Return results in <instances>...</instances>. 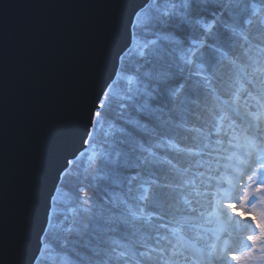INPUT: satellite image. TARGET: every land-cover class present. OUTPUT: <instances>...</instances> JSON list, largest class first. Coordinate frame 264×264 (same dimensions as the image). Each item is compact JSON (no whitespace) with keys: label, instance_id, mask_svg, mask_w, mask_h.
Masks as SVG:
<instances>
[{"label":"snow or ice","instance_id":"1","mask_svg":"<svg viewBox=\"0 0 264 264\" xmlns=\"http://www.w3.org/2000/svg\"><path fill=\"white\" fill-rule=\"evenodd\" d=\"M127 29L126 43L113 47L112 73L82 113L79 146L69 144L56 169L44 215L35 211L37 251L74 231L60 211L68 201L61 181L88 159L103 172L104 195L80 202L86 242L59 248L64 264H240L234 224L250 221L258 234L247 241L264 242V211L248 209L252 189L264 193V0H141ZM237 41L242 51L220 62L221 72L214 53ZM194 104L203 123L191 119ZM221 149L233 151L252 184L241 203L227 189L215 206L209 197L203 161Z\"/></svg>","mask_w":264,"mask_h":264},{"label":"water","instance_id":"2","mask_svg":"<svg viewBox=\"0 0 264 264\" xmlns=\"http://www.w3.org/2000/svg\"><path fill=\"white\" fill-rule=\"evenodd\" d=\"M139 3L0 0V264L34 254L37 263L35 211L44 215L56 169L69 144L79 146L82 113L112 73L113 47L126 43Z\"/></svg>","mask_w":264,"mask_h":264},{"label":"trees","instance_id":"3","mask_svg":"<svg viewBox=\"0 0 264 264\" xmlns=\"http://www.w3.org/2000/svg\"><path fill=\"white\" fill-rule=\"evenodd\" d=\"M241 51V44L239 41H237L231 45L230 51L215 52L214 55L218 61L216 67L222 72L223 68H220V62L226 66L229 62L230 56L239 54ZM198 99L199 98H197V100ZM194 108H196V111L191 117L192 121L194 123H203L206 119V115L202 104H194ZM194 139L195 134L193 133L190 134V136L185 137L183 139V143L185 146L191 145L194 142ZM211 147L214 148L215 146ZM100 148L101 151H103L102 146H100ZM204 167L205 169H209L206 163L204 164ZM62 185H64V191L68 193V201L61 207L60 211L75 220V223L70 225L73 227L74 231L71 233H63L65 236H67V240L53 236L52 243L49 244V247L46 250L47 253H50V255L53 257V259L49 261L50 264H64L65 253L60 252L59 248H68L71 250V248L76 247L83 250V245L86 242L83 226L88 223L89 215L80 211V202L87 199L89 205L99 204L100 199L103 198L104 195L103 172L97 167L95 162H89L87 165H84L83 162L79 163L78 166L72 168L70 174L65 177ZM77 196L80 197L79 201H77ZM211 200L213 202L212 198ZM73 208L75 212L71 211L69 214L68 211ZM72 213L74 214L72 215ZM67 226L68 225L62 224L61 231H63V229ZM41 264H47V262L45 263L42 260ZM129 264H137V258L131 257Z\"/></svg>","mask_w":264,"mask_h":264},{"label":"rangeland","instance_id":"4","mask_svg":"<svg viewBox=\"0 0 264 264\" xmlns=\"http://www.w3.org/2000/svg\"><path fill=\"white\" fill-rule=\"evenodd\" d=\"M105 131H107L106 128ZM231 153V156L216 154V161H213L212 163L213 166L223 170V178L213 176V180L211 181L212 184L217 186V191L213 193L215 196L213 197L214 206L215 203H217L224 195L225 189L228 190L229 195L232 198L231 202L241 203L245 187H247V185L250 188L252 187V184L247 180L246 171L244 169H237L236 162L233 158V151H231ZM82 162L84 165H87L90 161L88 159H84ZM242 175L244 176V179H241ZM231 178L233 179V184L229 186L227 180ZM64 180H62L61 184ZM252 193L255 197L248 204L249 211H251L253 207H255L258 212L264 211V193H256L254 188L252 189ZM227 202L228 201L226 200L225 203ZM71 211H74V208L68 211L69 214ZM73 214L74 213H72V215ZM233 229L234 230L230 233L233 242L232 247L239 250V253L246 257V259L242 260L240 264H264V242H258L256 245H250L247 241V237L249 235L258 234L255 231L254 225L250 221L241 218L237 224L233 225ZM41 251L42 252L36 264H41L42 260L45 263L47 262V264H50L49 261H51L53 257L50 253H47L45 249L42 248Z\"/></svg>","mask_w":264,"mask_h":264},{"label":"bare ground","instance_id":"5","mask_svg":"<svg viewBox=\"0 0 264 264\" xmlns=\"http://www.w3.org/2000/svg\"><path fill=\"white\" fill-rule=\"evenodd\" d=\"M0 66L1 67H3V68H7V65H6V63L4 62V61H1L0 62ZM3 68H1V69H3ZM10 76H12V75H10ZM16 114V113H15ZM14 114V115H15ZM215 191H217L216 189H214V188H210V191H209V197H215L214 195H213V193H215ZM211 192V193H210Z\"/></svg>","mask_w":264,"mask_h":264}]
</instances>
